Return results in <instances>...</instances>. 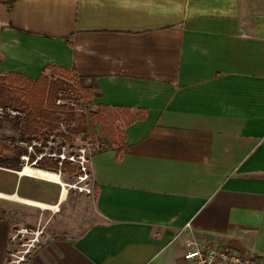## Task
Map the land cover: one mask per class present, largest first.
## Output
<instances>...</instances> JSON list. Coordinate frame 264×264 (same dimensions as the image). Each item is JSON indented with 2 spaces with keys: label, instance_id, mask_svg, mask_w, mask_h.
<instances>
[{
  "label": "crops",
  "instance_id": "obj_1",
  "mask_svg": "<svg viewBox=\"0 0 264 264\" xmlns=\"http://www.w3.org/2000/svg\"><path fill=\"white\" fill-rule=\"evenodd\" d=\"M47 66L146 116L91 155L98 220L23 264H182L193 238L264 257V0H0V76Z\"/></svg>",
  "mask_w": 264,
  "mask_h": 264
},
{
  "label": "trees",
  "instance_id": "obj_2",
  "mask_svg": "<svg viewBox=\"0 0 264 264\" xmlns=\"http://www.w3.org/2000/svg\"><path fill=\"white\" fill-rule=\"evenodd\" d=\"M46 69L50 72L41 74L36 80L12 76L0 79V104L11 105L26 113L25 123L20 130L23 138L49 137L54 134L72 144L79 135H82L84 140L95 139L99 135L105 142V147L124 148L126 145L124 128L144 118L146 112L140 109L133 113L128 108H112L100 104L98 110L77 113L66 103L57 104V99L67 96L71 98L70 92L73 91L74 96L90 98L92 102L96 88L94 79L74 74L64 68L47 66ZM63 120H66L64 130L61 129ZM9 122L12 128H18L15 120ZM5 140L7 139L0 141V166L21 170L23 164L19 160L20 149L14 148L12 155H7L5 151L9 150L10 145ZM39 166L77 174L75 165L68 161H64L60 167L56 161L45 158L39 162Z\"/></svg>",
  "mask_w": 264,
  "mask_h": 264
},
{
  "label": "rangeland",
  "instance_id": "obj_3",
  "mask_svg": "<svg viewBox=\"0 0 264 264\" xmlns=\"http://www.w3.org/2000/svg\"><path fill=\"white\" fill-rule=\"evenodd\" d=\"M1 78L3 79L4 77L0 76ZM80 105L83 111L79 109L80 106L73 107L75 111L76 108L77 111L79 109L83 113L95 110L90 98L86 99L82 96ZM12 127L9 121H0V132L10 145L9 150L5 151L7 155H12L14 148H19L21 153L24 151V148L11 144V141L17 135ZM61 143L66 144L65 150L62 148V153L71 154L77 153L78 146L83 142L77 141L74 147H70L71 144L69 142H65L61 137H56V141L49 143L50 147L45 150V158L56 161L55 158L49 157L48 154L49 152H59L58 148ZM38 154L40 153L37 151ZM19 160L21 161L20 156ZM56 162L58 163V161ZM24 166L26 164L22 166V169ZM28 166L58 174L61 183L23 179L19 188L18 185L21 179L18 178L17 173L22 169L13 170L0 166V192L7 196H0V216L8 217L14 223H17L13 236V245L6 264H11V261L16 259L17 255L25 254L28 257L33 249L44 239L79 234L98 220L94 207L95 188L92 177L90 181L79 182L76 165L77 174H70L63 172V170L44 169L39 166V163L37 166H31V164H28ZM87 184L92 188L91 193L83 190V187H86ZM69 185H75V187H70ZM64 188L67 190L65 191V199L59 203V198L63 194ZM27 198L44 202V204L41 203L43 205L37 206L27 203L25 201L29 200ZM26 250L29 251L26 252ZM182 264H189V262L183 259Z\"/></svg>",
  "mask_w": 264,
  "mask_h": 264
},
{
  "label": "built area",
  "instance_id": "obj_4",
  "mask_svg": "<svg viewBox=\"0 0 264 264\" xmlns=\"http://www.w3.org/2000/svg\"><path fill=\"white\" fill-rule=\"evenodd\" d=\"M70 96L66 98L59 97L57 99V104L66 103L69 106L76 107L80 106V110L83 111L81 107V99L74 96L73 91L70 92ZM76 97V98H75ZM76 108V112H81ZM26 113L16 107L11 105L0 104V121H13L15 120L18 124V128H14L16 131V137L11 141L12 145L24 148V153L20 154L22 164H31V166H37L39 161L46 157V149H48L49 143L56 141L54 134L49 137H34L32 139L23 138L20 130L25 123ZM75 125V123H72ZM66 120L61 122V129H65ZM55 138V139H54ZM5 139L0 132V141ZM77 141H82L78 146L77 153L65 154L62 153V148L65 150L64 143L59 144V152L51 153L49 152V157L55 158L58 161L60 167H62L64 161H68L73 165H76L78 168V179L79 182L90 181L92 177L90 169V160L91 155L99 150L104 149L106 146L105 142L98 135L95 139L84 140L82 135L76 137V140L71 144L70 147H74ZM40 148H39V147ZM37 151L40 153L37 155ZM23 167V169H24ZM23 169L21 171H23ZM19 171V172H21ZM61 171V170H59ZM70 187H75V185H69ZM84 191L92 192L91 186L87 184L86 187H83ZM29 250H26L28 252ZM25 252V253H26ZM184 258L190 262V264H264V257L252 254V253H242L237 251L229 246L217 245L212 241H201L197 238L190 239L186 242V248L184 250ZM27 257L25 254L17 255L16 259L11 261V264H21L25 262Z\"/></svg>",
  "mask_w": 264,
  "mask_h": 264
},
{
  "label": "bare ground",
  "instance_id": "obj_5",
  "mask_svg": "<svg viewBox=\"0 0 264 264\" xmlns=\"http://www.w3.org/2000/svg\"><path fill=\"white\" fill-rule=\"evenodd\" d=\"M20 173L22 175H29L32 177H36L38 179L46 180V181H53V182L61 183V180L59 179L58 174L47 171V170H43V169H37V168L27 166V167H24L23 171H21ZM65 191H67L66 188H64V192L62 194V200L65 198V193H66ZM25 201L27 203L34 204L37 206L43 205L39 202H34L31 200H25Z\"/></svg>",
  "mask_w": 264,
  "mask_h": 264
}]
</instances>
